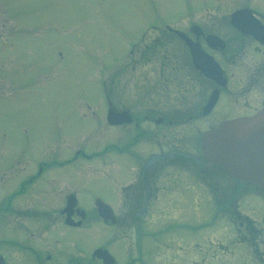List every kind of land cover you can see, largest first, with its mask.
Listing matches in <instances>:
<instances>
[{
	"label": "flooded vegetation",
	"instance_id": "obj_1",
	"mask_svg": "<svg viewBox=\"0 0 264 264\" xmlns=\"http://www.w3.org/2000/svg\"><path fill=\"white\" fill-rule=\"evenodd\" d=\"M197 1V9L200 10L198 20H191L192 14L174 15L178 17V24H173V19L165 20L159 34L156 29L153 37L145 39L146 35H142L129 53L134 65L152 64L157 60L162 90L168 92L173 89L178 94L181 110H134V105L133 109L125 105L117 108L111 105L105 94L104 120L107 127L117 133L113 146L117 178L113 184H117L119 197L115 205L95 194L88 205L82 206L80 197L73 191L59 197L58 203L57 194H54L57 183L65 182L64 186L72 188L69 183L73 180L67 174L55 177L56 169L50 164L64 166L68 161L43 160L34 164L30 173L22 174L17 193L5 198L7 221L0 225V264L222 262L217 255L210 258L212 261L201 259L196 238L189 241L194 245V251L188 249L185 252L182 248L185 238L166 236L168 225L164 224L173 199L177 206L175 210H179L181 198L186 195L194 201L195 212L200 209L196 198L201 196L197 184L198 180L201 181L198 175H201L203 167L223 173L219 164L204 156L202 133L216 130L223 121L233 123L252 118L263 108L264 0ZM187 41L197 46L194 59ZM211 60L218 72L212 69ZM198 66L205 76L196 68ZM202 82L208 89L202 90ZM214 92L216 98L210 105L209 98ZM204 93H207L205 99ZM193 96L196 103L192 101ZM109 108L116 114L126 113L124 119L120 117V122L109 124L106 116ZM206 119L209 120L202 126ZM188 123L193 127L186 132L191 133L187 141L188 136L169 139L170 127ZM247 128L239 124L229 128V132L242 135L239 142L243 146L239 152L242 155L249 150L248 146L245 147L246 141L259 138V132H264V126H258L244 135ZM124 129L129 130L126 136L121 133ZM75 157L69 160H75ZM81 159L92 160L87 157ZM127 175L129 179L125 180ZM213 175L210 173V177ZM232 179L237 183L230 185L229 204L232 209L229 215H235L236 222L229 221L234 237L231 249L227 245L224 250L231 255V264H264V216L256 225L240 210L243 197L257 193L264 200V189L252 185L251 190L248 183ZM15 194L25 198L22 204H13ZM71 198L74 199L73 204H70ZM97 199L108 206L103 216L97 213ZM51 201H54L53 206L49 204ZM20 212L24 219L37 215L40 221L33 225L8 221L12 216L19 217L13 214ZM232 219L230 217L229 220ZM232 225H237V228L234 230ZM241 243L246 252L240 247Z\"/></svg>",
	"mask_w": 264,
	"mask_h": 264
},
{
	"label": "rangeland",
	"instance_id": "obj_2",
	"mask_svg": "<svg viewBox=\"0 0 264 264\" xmlns=\"http://www.w3.org/2000/svg\"><path fill=\"white\" fill-rule=\"evenodd\" d=\"M197 3L0 0V225L7 221L5 198L17 193L22 174L30 173L32 166L43 160L69 162L64 166L50 164L56 169L55 177L67 174L73 180L69 183L72 188L64 186L65 182L57 183L54 194L58 203L59 197L73 191L82 206L88 205L95 194L115 205L119 197L117 184L114 186L117 171L113 146L117 133L104 120L105 94L117 108L125 105L133 109L134 105V110H181L178 94L173 89L162 90L157 60L134 65L129 53L143 34L145 39L155 36L156 29L159 34L165 20L173 19L172 23L178 24L174 15L192 14L189 18L198 20ZM205 84L202 82V90L208 89ZM206 97L204 93L203 99ZM192 99L196 103V97ZM190 127L191 123L170 127L167 136L170 140L187 137ZM121 133L126 136L129 130ZM74 157L75 160H69ZM85 157L92 160L81 159ZM223 174L203 167L198 175L201 181L197 179L201 196L196 200L200 209L195 212L194 201L186 195L181 198L179 210H175L173 199L164 225H168L166 236L185 238V252L194 251L189 241L196 238L201 259L211 260L217 255L222 262L216 264H231V255L225 250L227 245L231 249L234 237L229 221L236 219L229 215V190L237 182ZM128 179L127 175L125 180ZM243 198L242 214L259 225L257 221L264 216L262 196L254 193ZM24 200L15 194L13 204H22ZM53 202L49 204L53 206ZM15 214L19 217L12 216L8 221L26 225L40 221L37 215L24 219L21 212ZM230 217L233 219L229 220ZM235 262L239 263L236 259Z\"/></svg>",
	"mask_w": 264,
	"mask_h": 264
},
{
	"label": "water",
	"instance_id": "obj_3",
	"mask_svg": "<svg viewBox=\"0 0 264 264\" xmlns=\"http://www.w3.org/2000/svg\"><path fill=\"white\" fill-rule=\"evenodd\" d=\"M191 47V45H190ZM190 54L194 59V56L197 55L195 50L190 49ZM198 70H200L202 73L203 70L198 66L196 67ZM205 75V73H204ZM214 96L215 94H212L209 99V104L213 105L214 103ZM263 107H264V100H263ZM126 114H115L112 110L108 111L107 118L108 122L110 124L115 125L116 122H120L119 118H123ZM122 119V120H123ZM239 124L240 126L248 127L246 130L244 129L243 134H247V131H254L257 129L258 126H264V108L263 110L254 118L250 119H243L238 120L233 123L231 122H224L220 125L219 129L214 132H206L202 135L203 144L206 147L207 150H209V147L211 146V141L217 140L220 148H225L228 150L223 152L222 159L220 160L221 165L227 170V172L230 175L236 176L239 179L242 180H249L253 181L259 186L264 187V133H260V136L262 138L256 139L254 141H246V145H252V147L249 149L256 148L254 151L249 150L244 152V155L239 153L237 149H231L229 151V145L230 140L239 141L241 140L242 135H237L229 132V128H231L232 125ZM215 142V141H214ZM256 146V147H255ZM70 204H73L74 199L71 198ZM97 211L98 214L103 216L106 214V206L103 204L97 205ZM67 220V218H66Z\"/></svg>",
	"mask_w": 264,
	"mask_h": 264
}]
</instances>
